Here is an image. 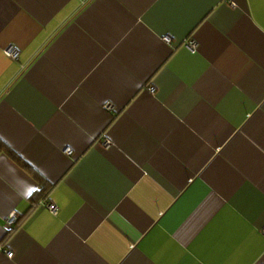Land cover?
Masks as SVG:
<instances>
[{
	"label": "crops",
	"instance_id": "obj_1",
	"mask_svg": "<svg viewBox=\"0 0 264 264\" xmlns=\"http://www.w3.org/2000/svg\"><path fill=\"white\" fill-rule=\"evenodd\" d=\"M0 140V264H264V0H0Z\"/></svg>",
	"mask_w": 264,
	"mask_h": 264
},
{
	"label": "built area",
	"instance_id": "obj_2",
	"mask_svg": "<svg viewBox=\"0 0 264 264\" xmlns=\"http://www.w3.org/2000/svg\"><path fill=\"white\" fill-rule=\"evenodd\" d=\"M190 46L192 48H194L195 44L192 42V43H190ZM7 54L12 59H17V57H18V53L15 51V49H12V48H9L7 50ZM66 153L70 154V150L67 149ZM47 208L54 214H56V212L58 210V207L55 204H53V203L47 204ZM16 222H17V216L15 214H12L11 217L7 221V228L12 229L15 226ZM11 255L12 254L9 253V256H11Z\"/></svg>",
	"mask_w": 264,
	"mask_h": 264
},
{
	"label": "trees",
	"instance_id": "obj_3",
	"mask_svg": "<svg viewBox=\"0 0 264 264\" xmlns=\"http://www.w3.org/2000/svg\"><path fill=\"white\" fill-rule=\"evenodd\" d=\"M7 148H6V146L2 143V141L0 140V154L2 153V151L3 150H6ZM13 157H14V159L15 160H17V162L19 163V164H21L22 166H24L25 168H27L28 166L23 162V160H21V158H19L18 156H15V155H12ZM44 190H45V188H44ZM44 190L41 188V192L43 193L44 192ZM34 209V208H33ZM32 209V210H33ZM32 210H30L28 213H26V215L25 216H23L22 218H18L17 219V222H16V224H15V226L11 229V232L9 233V235L14 231V230H16V228L23 222V220L25 219V218H27L30 214H31V212H32Z\"/></svg>",
	"mask_w": 264,
	"mask_h": 264
}]
</instances>
